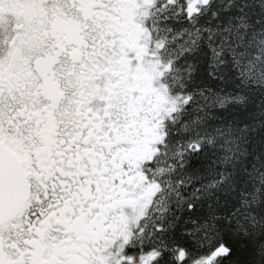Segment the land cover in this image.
Returning <instances> with one entry per match:
<instances>
[{"label":"snow or ice","instance_id":"obj_1","mask_svg":"<svg viewBox=\"0 0 264 264\" xmlns=\"http://www.w3.org/2000/svg\"><path fill=\"white\" fill-rule=\"evenodd\" d=\"M0 264H264V0H0Z\"/></svg>","mask_w":264,"mask_h":264}]
</instances>
